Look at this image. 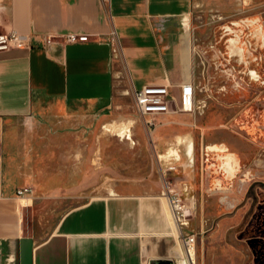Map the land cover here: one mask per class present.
<instances>
[{"label": "crops", "instance_id": "obj_1", "mask_svg": "<svg viewBox=\"0 0 264 264\" xmlns=\"http://www.w3.org/2000/svg\"><path fill=\"white\" fill-rule=\"evenodd\" d=\"M199 1L0 0V33L15 31L30 43L0 51V264H22L24 237L33 239L32 264H156L166 259L186 264L180 229L174 231L158 181L119 184L108 195L93 196L66 211L43 238L26 221L38 213L40 191L78 189L77 182L62 183L66 172L61 169L39 168L40 153L52 148L46 143L62 138L35 128L47 120L110 108L119 61L132 88L160 84L179 93L181 85L194 84L189 17ZM70 33L88 35V41L68 42ZM176 141L185 145L184 152L168 150L179 152L177 163L187 157L185 151L194 161V141L182 136ZM32 142L42 143L40 150L31 148ZM170 177L174 171L166 174ZM177 179L172 187L178 192L185 184L192 190L183 175ZM25 186L33 187V193L18 197L17 189Z\"/></svg>", "mask_w": 264, "mask_h": 264}, {"label": "rangeland", "instance_id": "obj_2", "mask_svg": "<svg viewBox=\"0 0 264 264\" xmlns=\"http://www.w3.org/2000/svg\"><path fill=\"white\" fill-rule=\"evenodd\" d=\"M189 28L196 87L191 111L172 107L154 119L155 127H148L119 61L110 108L92 116L47 120L35 128L41 135L62 138L46 143L52 148L40 153L39 168L61 169L66 172L63 184L78 185L71 191H40L38 213L26 221L39 237L47 236L69 209L108 195L119 184L158 181L162 194L160 169L167 158L159 155L172 147L184 152L185 145L176 141L182 136L194 141V161L181 153V164L176 163L174 179H169L176 184L183 175L193 186L185 196L193 213L184 233L197 234L196 264L264 261V0H200ZM40 144L32 142L31 148L40 150ZM212 145L235 155L231 172L227 159L209 149ZM167 207L174 220L169 203ZM178 239L185 252L180 235Z\"/></svg>", "mask_w": 264, "mask_h": 264}, {"label": "built area", "instance_id": "obj_3", "mask_svg": "<svg viewBox=\"0 0 264 264\" xmlns=\"http://www.w3.org/2000/svg\"><path fill=\"white\" fill-rule=\"evenodd\" d=\"M65 38L71 43L88 41V35L77 33H70ZM113 40L114 52L118 55L119 47L116 40ZM46 41L48 44L52 43V36H48ZM29 45V39L15 31L0 33V51L27 47ZM132 93L135 106L146 121L148 127H155L156 123L154 118L159 115L171 113L172 107H179L183 111H191L196 101V87L193 83L181 85L178 95L171 91L169 85L160 84H148L140 89L132 88ZM187 106L189 107L188 110L186 109ZM185 153L189 159L188 151H185ZM166 158L164 159L166 165L162 171L165 179V189L162 194L167 196L169 201L173 218L180 229V236L182 237L185 252L190 253L191 250L196 249L197 245L196 233L189 230L184 233V229L190 224V216L193 213L191 206L185 202L187 199L185 196L190 194V187L185 184L182 193L172 187V181L166 178V174L177 170L176 163L181 160V156L171 155ZM33 191V187L25 186L17 189V196L24 197L32 194Z\"/></svg>", "mask_w": 264, "mask_h": 264}, {"label": "water", "instance_id": "obj_4", "mask_svg": "<svg viewBox=\"0 0 264 264\" xmlns=\"http://www.w3.org/2000/svg\"><path fill=\"white\" fill-rule=\"evenodd\" d=\"M33 239L24 237L21 240V259L22 264H32ZM156 264H174L173 260H157Z\"/></svg>", "mask_w": 264, "mask_h": 264}, {"label": "flooded vegetation", "instance_id": "obj_5", "mask_svg": "<svg viewBox=\"0 0 264 264\" xmlns=\"http://www.w3.org/2000/svg\"><path fill=\"white\" fill-rule=\"evenodd\" d=\"M211 147L215 151L219 152L218 155H220L221 157L227 159L226 165L228 166V171L231 172L232 169H233L231 162H232V160H235V155L233 153L229 152V150L225 146H216V145H214V146H210L209 148H211ZM223 148H225L226 151H223L224 150ZM220 153H222V154H220ZM230 154H233L234 156L233 157H230L231 156ZM260 264H264V261H261Z\"/></svg>", "mask_w": 264, "mask_h": 264}, {"label": "bare ground", "instance_id": "obj_6", "mask_svg": "<svg viewBox=\"0 0 264 264\" xmlns=\"http://www.w3.org/2000/svg\"><path fill=\"white\" fill-rule=\"evenodd\" d=\"M186 109L188 110L189 107L187 106ZM190 146H191V143H190ZM171 155H180V154H179V152H177V151H176L175 154L168 152L167 157H168V156H171ZM192 162H193V160H192ZM165 199L167 200V198H165ZM167 203H168V202H167ZM167 212H168L169 216H170L171 219H172V216H171V214H170V212H169V210H168V207H167ZM172 224H173L174 231H177V230H176V227H177V226H176V224H175V220H172ZM195 255H196V249L191 250L190 253L187 252V256H186V257H187V258H186V259H187V260H186V264H196Z\"/></svg>", "mask_w": 264, "mask_h": 264}]
</instances>
